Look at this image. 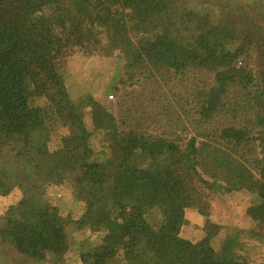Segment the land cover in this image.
Here are the masks:
<instances>
[{
  "label": "trees",
  "instance_id": "16d2710c",
  "mask_svg": "<svg viewBox=\"0 0 264 264\" xmlns=\"http://www.w3.org/2000/svg\"><path fill=\"white\" fill-rule=\"evenodd\" d=\"M194 3L0 0V195L23 190L0 216V241L14 251L1 254L0 264H62L73 213H62L44 191L65 179L70 203L82 204L78 227L96 235L80 243V264H248L232 237L221 250L213 246L218 223L199 240L181 231L186 208L206 214L213 194L247 189L255 195L252 233L264 241V0H224L216 22ZM88 16L112 39L136 34L125 65L131 86L138 71L147 84L194 68L214 72L213 81L181 97V110L165 106L155 117L134 103L123 78L124 92L109 106L88 93L73 98L61 41L84 36ZM149 91L152 101L161 99ZM158 122L166 130H156ZM59 123L68 132L51 151ZM189 123L197 135L168 136Z\"/></svg>",
  "mask_w": 264,
  "mask_h": 264
},
{
  "label": "rangeland",
  "instance_id": "374dc122",
  "mask_svg": "<svg viewBox=\"0 0 264 264\" xmlns=\"http://www.w3.org/2000/svg\"><path fill=\"white\" fill-rule=\"evenodd\" d=\"M223 2L224 0H198V3L196 5L194 3L192 6L194 10L196 9L202 14H210L208 19L216 22L222 15ZM87 19L88 22H85L82 26V30L85 32L84 36L78 39L76 35L67 34L61 41L64 42L61 50L63 77L73 98L78 99L88 93L109 106L117 98L119 99L124 92L120 81L122 78L127 81L128 77L125 79V65L131 59V51H127V48H130L129 44L134 45L137 36L128 32L126 35L122 34L119 38L112 39L105 32L103 26L95 22L94 19L92 20L94 23H91L89 16ZM135 75L137 78L134 79V85L131 86L129 81L126 84L129 90L135 92L137 99L134 100V103L144 102L151 111L152 116L161 109L167 110L165 106L169 108L174 105L175 109L181 110L180 105L185 104L181 97L188 98L189 94L196 88L201 87L205 82L211 83L214 78V72L197 68L192 69L185 75L176 74L175 72L166 73L163 76L158 75L149 84L143 79V74L140 71L136 72ZM114 86L120 87L121 91L116 93ZM149 89L156 90L161 99L156 97L155 101H152L153 95ZM172 95H175V97ZM145 101L152 102L146 103ZM37 103L44 105L46 99H40ZM151 105H153V108ZM191 106L193 104L185 105L183 108L188 109ZM87 119H90L89 116H87ZM215 124L220 125L219 122ZM154 126H156V130L157 128L166 130L161 127L160 122ZM165 127L169 129V127ZM172 130H176V134H168L172 138H175L178 134L186 140L194 134L197 135L196 129L190 123L187 129L176 127ZM67 132V127L60 123L57 124L49 140L51 151L59 148L62 136ZM44 192L50 202L58 205L62 204V213L67 214L68 210L73 213L72 218H70L72 220H68V234L72 248L65 255L62 264H80L78 248L80 243L85 241L92 233L87 228H79L76 223L79 219L78 214L83 210L81 202L70 203L71 181L65 179L61 182H50ZM22 196L23 190L19 187H14L7 195H0V216L4 215L9 206L16 204ZM254 198V193L247 189L213 194L209 198L211 205L208 213H201L194 208L187 209L185 215L188 223L182 228V236L199 240L207 233L210 222L218 223L221 227L212 240V244L217 250H221L223 244H227L229 238L232 237L234 239V249H232L236 251L237 257L248 264H264V241L259 235L252 233V229H257V224L248 213V208L253 205ZM91 238H96V235L91 236ZM11 252L14 251L10 244L0 241V255L3 254V257H6ZM37 264L53 263L44 261Z\"/></svg>",
  "mask_w": 264,
  "mask_h": 264
},
{
  "label": "crops",
  "instance_id": "0c3cea01",
  "mask_svg": "<svg viewBox=\"0 0 264 264\" xmlns=\"http://www.w3.org/2000/svg\"><path fill=\"white\" fill-rule=\"evenodd\" d=\"M188 208H186L185 212L187 211ZM191 209V208H190ZM187 218V217H186ZM188 220V219H187Z\"/></svg>",
  "mask_w": 264,
  "mask_h": 264
}]
</instances>
